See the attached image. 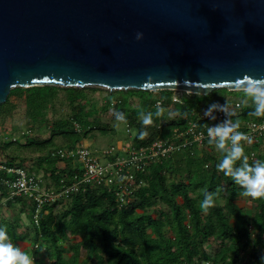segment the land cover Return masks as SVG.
I'll list each match as a JSON object with an SVG mask.
<instances>
[{"label": "trees", "instance_id": "16d2710c", "mask_svg": "<svg viewBox=\"0 0 264 264\" xmlns=\"http://www.w3.org/2000/svg\"><path fill=\"white\" fill-rule=\"evenodd\" d=\"M58 91L65 93L70 111L67 117L54 119L49 132L50 136L62 134L67 137L66 144L54 146L36 160L5 155L3 149L8 143L2 145L3 149L0 148V161L7 166H20L28 172L46 168L55 188L70 184L74 175L80 176L81 168L73 165L69 158L52 155V150L81 144L84 139L92 137L93 129L105 134L113 130L111 125L103 123L96 115L86 119L97 109L85 108L84 103L80 102L85 95V87L17 86L10 88L6 100L0 104V108L11 105L14 97H21L30 118L40 120L43 99L56 95ZM157 91L160 94L157 97L163 99L160 106L171 105L167 113L160 116L155 115L157 97L152 98L153 91L115 89L107 91L105 95L107 102L101 110L110 108L114 120V111L124 113L131 129H134L132 138L128 136L125 139H129L135 147L167 137L174 128L185 127L187 121L203 108L214 102L222 104L226 101L220 97L223 93L233 95L238 100L240 97L246 98L243 90L217 88L207 95L192 93L191 98H185L181 103H171V90ZM240 102L241 111L232 118L253 117L248 113L254 110V104ZM141 110L153 113L151 125H143ZM29 131L30 128L28 132L21 133V144L40 147L51 144L50 138L40 139L38 135L30 138L32 133ZM141 131L147 132L144 139L139 138ZM20 136L14 141H21ZM242 145L247 156L251 146ZM257 146L258 155L255 159L248 158L249 164L264 160V143ZM202 148L201 155L194 154L190 147L173 150L167 156L149 163L144 171L134 172V183H141L134 185L131 191L124 192L125 203L117 199L113 186L106 188L90 183L84 189L80 186L68 196L44 204L37 224L32 217L33 204L23 196L7 199L0 203V208L12 207L17 203L27 211L33 228L31 254L36 264H264L261 260L264 257V198L249 197L254 202V210L247 215L236 203V198L242 195L241 187L233 183L231 177L217 171L216 165L222 160L223 153L210 145L208 139H205ZM0 174L7 175L5 170ZM205 191L218 193L215 206L207 213L200 209ZM219 197L221 204L218 203ZM63 201L65 207L56 215L54 208ZM156 204L164 205L168 210L155 207L152 212L157 215L153 216L148 208ZM3 225L7 226L11 242L18 246L22 235L15 231L11 221L0 214V226ZM165 227L168 234L163 231ZM71 236H78L79 240L71 242ZM63 242L68 244L63 245ZM214 246L215 251L207 250ZM66 251H70L68 257L64 255ZM40 252L46 257L44 263L38 257ZM80 255L82 258L78 261Z\"/></svg>", "mask_w": 264, "mask_h": 264}, {"label": "water", "instance_id": "95a60500", "mask_svg": "<svg viewBox=\"0 0 264 264\" xmlns=\"http://www.w3.org/2000/svg\"><path fill=\"white\" fill-rule=\"evenodd\" d=\"M245 74L264 77V0H0V104L37 85L207 95Z\"/></svg>", "mask_w": 264, "mask_h": 264}, {"label": "built area", "instance_id": "2783aa9c", "mask_svg": "<svg viewBox=\"0 0 264 264\" xmlns=\"http://www.w3.org/2000/svg\"><path fill=\"white\" fill-rule=\"evenodd\" d=\"M169 100L171 103H181L188 91L171 90ZM163 99L157 97L155 104L161 105ZM112 102L111 104H113ZM227 104L229 111L240 113L241 102L238 99L226 100L221 105ZM203 108L193 119H189L185 127L174 128L171 134L164 138H157L145 146L135 147L124 139L108 147L91 149L81 143L70 148L57 147L52 150V155H59L71 159L73 165L81 168L80 176L74 175L70 184L59 188L46 186L42 179L34 172H28L20 166H7L0 161V171L5 170L7 175L0 174V203L7 199L13 200L16 196H23L33 204V221L38 223V215L44 204H49L57 199L66 197L72 191H77L80 186L84 189L88 184L94 183L106 188L114 187L117 199L125 203L124 192L141 182L134 183V172H142L145 167L161 157L167 156L171 151L190 147L196 155H201L203 142L208 139L207 127L222 122L226 117L223 112H215L216 120L204 117ZM234 121L237 120L232 118ZM239 131L252 139V143L241 141L251 146L247 157L254 159L259 152L257 145L264 143V116L238 119ZM125 124V123H124ZM125 131L131 139V126L127 122ZM15 137H13V140ZM230 146V142H229ZM101 158L104 161H101Z\"/></svg>", "mask_w": 264, "mask_h": 264}, {"label": "rangeland", "instance_id": "374dc122", "mask_svg": "<svg viewBox=\"0 0 264 264\" xmlns=\"http://www.w3.org/2000/svg\"><path fill=\"white\" fill-rule=\"evenodd\" d=\"M109 91V89L100 86H85V95L81 98L80 102L84 103L85 108H95L97 112L94 114L87 116L86 119H91L93 116H97L100 121L103 123H109L112 129L111 131L102 134L99 130L93 129L92 137H88L82 141L85 146L90 147L91 149H99L103 147H108L111 144H117V142H121L125 138L128 137L125 131V124L119 121L112 119V114L110 108L106 111H102L101 108L106 104L107 99H105V95ZM159 92L157 90H153L151 96L157 97ZM187 98L192 97V93L188 92L185 94ZM221 98H225L226 100L235 99L233 95H228L227 93H223ZM220 99L219 96L216 97ZM238 99V98H237ZM244 104H252L250 99L239 98ZM67 98L65 97V93L63 91H58L56 95H50L47 98L43 99V107L40 111V120L30 118L27 108L24 105L23 99L21 97H14L11 101V105H6L0 108V148L3 149L2 145L8 143V146L3 149V153L8 156H17L22 158H32L36 160L38 156L45 154L49 149L53 148L56 145H64L68 142L67 137L62 134H55L50 136V125L52 121L58 117H67L70 111V107L67 102ZM167 107V108H166ZM164 107L165 111L163 115L167 113V110L170 106ZM29 128L32 133L30 138H34L36 135L39 136L40 139H51V144H44L43 146H38L35 144L27 145L21 144L23 143V138H21V133L23 131L28 132ZM134 134V129H131V138ZM20 136L21 141L17 142L13 140V137L18 138ZM130 142V141H129ZM0 149V150H1ZM203 150V149H202ZM1 153V152H0ZM202 154V152H201ZM2 157V153L0 154V158ZM255 159V158H254ZM101 161H104L101 158ZM35 162V161H34ZM30 164V163H29ZM46 168H41L38 171L32 170V172L36 173L42 179V183L46 186H52L53 181L49 177V174ZM171 176L168 174V179ZM65 202L59 203L54 208V213L58 215L60 211L65 207ZM218 203H222V199L218 198ZM236 203L247 213V215L252 214L254 210V202L244 195H239L236 198ZM161 207L162 209L168 210L167 207L161 204H156L148 208L149 212H152L155 207ZM0 214L6 220L11 221L15 225V231L22 235V240L18 242V246L20 249L29 255L31 254V250H33V246H31V239L33 235V228L28 219L27 211L22 210L19 205L16 203L12 207L2 206L0 208ZM153 216H156V213L152 212ZM164 233L168 234V230L166 227L164 228ZM79 240L78 236H71L69 241H77ZM63 245H67L68 242H63ZM207 250L215 251L216 247L207 248ZM70 251H66L64 253L65 257H68ZM243 255V254H241ZM42 260L41 262L46 261V257L42 252L38 254ZM82 255L79 256L78 261L81 260ZM36 264V262H35Z\"/></svg>", "mask_w": 264, "mask_h": 264}, {"label": "clouds", "instance_id": "9594fccd", "mask_svg": "<svg viewBox=\"0 0 264 264\" xmlns=\"http://www.w3.org/2000/svg\"><path fill=\"white\" fill-rule=\"evenodd\" d=\"M142 33L136 34V39L140 40ZM237 85L242 88L244 96L254 104V110L249 112V116H264V77L255 78L247 74L236 79ZM165 109L157 105L155 115L160 116ZM215 112H223L225 119L213 126L204 124L207 127L208 143L223 153L222 160L216 165L217 171L231 177L233 183L241 187L242 195L252 199L264 198V160H256L254 164L248 163L245 149L241 141L246 140L252 143V139L239 131V121L231 117L233 112L229 111L227 104H210L204 111V117L216 120ZM116 121L127 123L123 112L114 111ZM176 113H170L175 115ZM143 125L152 124L153 113L140 111ZM147 132L141 131L139 138L144 139ZM230 142V146H229ZM237 162H240L237 166ZM218 193L204 192V199L200 203V209L207 213L215 206V197ZM43 251V250H41ZM264 261V257L261 258ZM0 264H35V257L22 251L19 246L13 244L7 234V226H0Z\"/></svg>", "mask_w": 264, "mask_h": 264}]
</instances>
